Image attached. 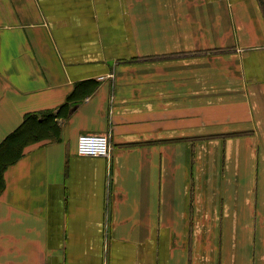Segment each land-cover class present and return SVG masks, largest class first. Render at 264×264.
I'll return each instance as SVG.
<instances>
[{
    "label": "crops",
    "instance_id": "crops-1",
    "mask_svg": "<svg viewBox=\"0 0 264 264\" xmlns=\"http://www.w3.org/2000/svg\"><path fill=\"white\" fill-rule=\"evenodd\" d=\"M47 111L0 264H264V0H0V144Z\"/></svg>",
    "mask_w": 264,
    "mask_h": 264
},
{
    "label": "trees",
    "instance_id": "trees-1",
    "mask_svg": "<svg viewBox=\"0 0 264 264\" xmlns=\"http://www.w3.org/2000/svg\"><path fill=\"white\" fill-rule=\"evenodd\" d=\"M67 104L63 108H66ZM58 114L52 111L28 114L23 123L0 144V194L4 173L24 155L25 149L46 139H54L59 129Z\"/></svg>",
    "mask_w": 264,
    "mask_h": 264
},
{
    "label": "built area",
    "instance_id": "built-area-1",
    "mask_svg": "<svg viewBox=\"0 0 264 264\" xmlns=\"http://www.w3.org/2000/svg\"><path fill=\"white\" fill-rule=\"evenodd\" d=\"M110 150V139L107 135L84 134L78 138L77 153L81 157L107 158Z\"/></svg>",
    "mask_w": 264,
    "mask_h": 264
}]
</instances>
